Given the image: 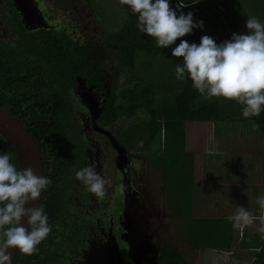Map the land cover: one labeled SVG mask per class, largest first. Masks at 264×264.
Masks as SVG:
<instances>
[{
  "label": "trees",
  "instance_id": "1",
  "mask_svg": "<svg viewBox=\"0 0 264 264\" xmlns=\"http://www.w3.org/2000/svg\"><path fill=\"white\" fill-rule=\"evenodd\" d=\"M72 1H5V21L13 40L0 41V106L16 115L39 144L45 177L51 181L43 190L39 206L52 225L48 236L56 237L75 233L79 225L86 224L84 216L73 211L76 208L84 212L78 203L82 189L76 171L90 166L92 160L100 161L99 173L105 170L100 165H107L103 157L97 159L95 145L88 142V133L84 134L83 115L87 109L90 113L93 108L94 117L98 114L94 122L104 128H115L122 118L132 119L138 113L143 114L142 120L135 119L115 128L117 143L127 149L130 158L154 162L161 179L167 178L170 184H163L164 193L168 189L169 197L185 195V200L192 195V184L200 182L191 179L186 183L177 178L171 182L159 162L168 153L194 151L197 163L202 161L204 151L210 150L207 144H215V133L225 125L223 122H247L264 135V105L260 116L245 118L243 105L238 101L206 98L193 87L187 74L183 80L177 79L176 65H183L184 61L182 57L172 56V49L180 40L199 44L202 36L209 35L219 44L230 39L232 33L247 34V17L255 16L264 22V0H170L172 7L185 3L182 11L193 12L194 21L202 20L204 26L193 29L191 34L178 38L166 48L158 47L155 38L139 31L138 14L128 5L122 27L107 33L100 41L87 39L85 29L79 28L80 23L73 15L68 21L54 18L48 26H36L30 20L31 15L37 21L40 15L51 17V6L72 10L76 4ZM93 1L86 0L95 17ZM109 67L114 74L112 80L107 76ZM93 94L95 105L83 100ZM203 141L206 144L201 145ZM135 151L138 156L131 153ZM0 153L10 154V163L20 169L12 145L1 135ZM127 154L124 157L129 160ZM197 163L192 170L195 176L198 172L203 176V167ZM171 172L176 175L177 167H171ZM182 176L188 180L185 171ZM188 206L184 227L198 254L206 249L233 247L234 234L223 223V219L228 222L227 218L192 216L191 198ZM250 233L243 234L238 245L247 253L251 249L259 250L255 254L256 262L251 264H264L261 234ZM24 257V253L17 251L13 264H21ZM157 260L159 264H198L167 237L161 239Z\"/></svg>",
  "mask_w": 264,
  "mask_h": 264
},
{
  "label": "clouds",
  "instance_id": "2",
  "mask_svg": "<svg viewBox=\"0 0 264 264\" xmlns=\"http://www.w3.org/2000/svg\"><path fill=\"white\" fill-rule=\"evenodd\" d=\"M121 3L138 14L136 27L155 38L158 47L174 45L178 38L204 26L202 20L194 21L193 12L182 11L185 3H177L175 7L170 0H121ZM246 28L247 34L232 33L230 39L219 44L209 35L202 36L199 44L180 40L172 49V56L184 61L183 65H176L177 79L183 80L187 74L193 87L206 98L238 101L243 105L242 115L249 118L260 116L264 105V22L249 16ZM10 159V154L0 153V264H12L13 249L27 255L38 252L37 246L52 231L44 209L39 205L28 206L40 199L50 179L37 175L30 167L18 170ZM75 175L98 198L107 195L108 181L94 166L83 167ZM257 203L264 209V197H258ZM25 217L30 229L22 224ZM228 219L240 230L256 222L243 206ZM257 230L264 239V219Z\"/></svg>",
  "mask_w": 264,
  "mask_h": 264
},
{
  "label": "rangeland",
  "instance_id": "3",
  "mask_svg": "<svg viewBox=\"0 0 264 264\" xmlns=\"http://www.w3.org/2000/svg\"><path fill=\"white\" fill-rule=\"evenodd\" d=\"M70 1L73 2L72 0ZM74 1L76 2L74 5L76 7L74 8L73 6L72 10H68V8L57 9L51 6V17L46 18L45 16L40 15L37 21L36 16L31 15L30 20L36 26H48L52 24L51 20L54 18L57 20L66 21L69 19L70 15H73L75 16L73 19L80 23L79 28L85 29V37L87 39L97 41H100L102 38L104 39L107 33L118 31L124 23L126 17L125 9L127 5L122 4L121 0H94L93 10L96 19L86 0ZM1 16L3 19H0V41H12L13 35L11 34L9 26L6 24V16L3 14H1ZM98 23H101V25L99 26ZM107 76L109 80H112L114 74L111 67H109L107 70ZM83 100L85 102H90L91 105H95L96 95L93 94L92 97L87 95L83 97ZM95 111H97V109H95L94 112ZM83 118L85 128L89 129L92 119L89 117L88 112L87 114L83 115ZM143 118L144 115L141 113H138V115L134 116L132 119L122 118L115 128H119V124L120 126H124L129 122L136 121L135 119L142 120ZM223 123H225V127H229L230 129L225 128L224 130L217 131L216 144H207L210 150L204 151L203 159L198 163H200L201 166L205 168V157L209 156V163L211 158L216 159L217 156L219 160L222 159L223 161H226L223 163V168L229 167L231 162H235L237 166L246 164V162H248L247 165L249 168L255 167L253 165L255 164L257 165L256 168L259 166V169H264L263 133L255 129L253 126H250L251 124L247 122H236L230 124H227L229 122ZM115 128L108 127L107 130L114 133ZM86 133L90 134V130H87ZM203 144L206 143L203 141L201 142V145ZM104 146L106 147L107 145H103V147ZM138 148L139 147H137L136 150H138ZM215 148L216 153L214 154ZM123 149L124 151L122 150V155L123 152L127 154V149ZM131 153L138 156L137 151ZM217 153H221V155ZM127 156L130 158L128 154ZM196 156L197 154L194 151L190 153H183L180 151H177V153L170 152L167 154V157L164 160L159 162L168 178H170L171 182H173L176 178L181 179L186 183L191 182V179H195L196 182L207 181V178L205 177V171H203V177L199 172L195 176V171L192 170L193 165L195 166L197 163ZM127 163L129 166L132 164L131 167L134 165L136 166V168L133 167V169L130 171L134 188L131 193L132 198H129L128 201V212L130 215H132L133 229L131 228L130 231L127 230V233H129L131 236L129 241L134 252V256L136 257L135 261L137 259L138 262L142 264H159L157 260V253L161 245V239L163 237H167L176 243V245L187 254L189 259L197 261L198 264H251L253 261H255V254L257 251H254V249L252 251L251 249L250 253H247L243 247L238 245V243L242 235L245 233H259L257 228L259 226L260 220H262L261 215H264V209H261L255 198L257 196L264 197V185H261L260 181L257 182V187L253 189L250 188L251 195H249L247 198L243 193L235 194V196L238 198H246L247 204H242L239 206L245 207L256 218V222L251 227H247L243 230L234 228L233 223L228 219L229 216L236 213L238 208L236 209L235 207L231 206L233 202L237 201V198L234 196L232 191L226 187V184H221L219 185L220 189H211L210 193L207 192L206 196H202L199 204H202L203 207L201 205L195 206L192 216H217L220 218H227L228 222L226 219V222L223 219V223H225V226L228 230L233 232L234 243L233 247L229 250L206 249L204 253L198 254L196 251L197 249H195L189 241L188 233L185 231L184 227V222H186L187 219L185 211H187V208L189 207L188 205L190 198L191 202H193L194 195L189 196L186 200L185 195L183 198L180 196L177 197L175 195H173V197H169L167 189L165 196L162 188L163 184L165 183V186L170 184L168 183L167 178L164 180L161 179V172L154 162H150L145 158L142 159L141 157L133 156L128 160ZM209 165L210 167L212 166L211 163H209ZM101 166H103L105 170L100 172L101 174L99 172L98 173L106 178L107 181L109 180V184L110 179L106 175V165L102 163L100 167ZM171 167H177L178 173L176 175L172 174ZM259 169L254 172L258 173ZM183 171L188 174V180H186L187 178L184 179V176H182ZM222 172L229 173L230 171L223 169ZM254 172L248 173L253 175ZM221 174V172L215 173L217 178L221 177ZM189 176L191 178H189ZM243 180L244 176L238 179L240 183L243 182ZM110 184L108 185L109 187ZM109 193L110 192L108 191L107 200H109ZM250 198L252 200H250ZM201 207L204 209H201ZM197 209L201 210L196 211ZM262 241H264V239ZM247 254H249L250 257ZM248 258H250V261L247 260Z\"/></svg>",
  "mask_w": 264,
  "mask_h": 264
},
{
  "label": "flooded vegetation",
  "instance_id": "4",
  "mask_svg": "<svg viewBox=\"0 0 264 264\" xmlns=\"http://www.w3.org/2000/svg\"><path fill=\"white\" fill-rule=\"evenodd\" d=\"M5 1L7 0H0V19H3L1 14L5 16L7 14ZM87 112L92 122L84 134L90 130V134H87L88 142L95 145L93 149L97 152L95 156L97 159L103 157L102 159L107 162L106 175L111 183H109L110 187L108 186L109 200L107 195L98 198L81 183L82 190L78 203L82 205L84 212L76 208L73 211L80 217L84 216L86 224L83 227L79 225L75 233L58 237L47 236L46 240L37 246L39 251L32 255L25 254L21 264H84L93 249L107 242L114 248L116 254L121 255L120 258L115 255V261L119 264H142L137 259V262L135 261L136 257L129 241L131 236L127 233V230L133 229L132 215L128 212V201L132 198L131 193L134 188L130 171L136 166L131 167L132 164L129 166L128 159L122 155L114 133L94 122L92 108L90 113L89 109ZM103 145L107 146L103 147ZM92 157L93 153H91ZM95 162L92 160L91 166L98 171L100 161Z\"/></svg>",
  "mask_w": 264,
  "mask_h": 264
},
{
  "label": "water",
  "instance_id": "5",
  "mask_svg": "<svg viewBox=\"0 0 264 264\" xmlns=\"http://www.w3.org/2000/svg\"><path fill=\"white\" fill-rule=\"evenodd\" d=\"M97 116L98 114L95 115L94 118ZM0 135L12 145L19 161L20 169L30 167L37 175L45 176L42 152L34 135L16 115H14L10 110H7L1 106ZM120 148L121 152L122 150L124 151L123 147L120 146ZM123 155L126 156L124 152ZM42 193L40 199L30 203L28 206H38L42 198ZM22 224L26 229L30 228L26 217L22 218ZM10 251H12L13 264L18 249H13ZM115 255H117L118 258L121 257L120 254H116L114 248L111 247L109 242H107L93 249L86 257L84 264H119L117 261H115Z\"/></svg>",
  "mask_w": 264,
  "mask_h": 264
},
{
  "label": "crops",
  "instance_id": "6",
  "mask_svg": "<svg viewBox=\"0 0 264 264\" xmlns=\"http://www.w3.org/2000/svg\"><path fill=\"white\" fill-rule=\"evenodd\" d=\"M225 128H229V127H225V125H223L221 130H224ZM215 134L217 135V132ZM216 142L217 141H216V136H215V144H216ZM215 153H216V148H215L214 154ZM217 154L221 155V153H217ZM208 159H209V156H206L205 162H204L205 168L203 167L207 181H202L200 183L192 184V191L191 192H192V195H194V199L192 202L193 212H194L195 206L201 205L203 207L202 204H199L200 200L202 199V196H206L207 192L210 193L211 189H215V190L220 189L219 185H221V184H226V187L232 191L234 196H235V194L243 193L246 196V198L249 195H251L250 188L253 189V188L257 187V185H256L257 182L260 181L261 185H264V169H261V168L259 169V166H258V168H256L257 165H255V164H253L255 167L249 168L247 165L248 162H246V164H242L239 166H237V164L235 162L234 163L231 162L229 167L223 168V163H225L226 161H223L222 159L219 160L218 157L216 156V159L211 158V160L209 161V163L212 164V166L210 167V165L208 163ZM223 169L230 171V172L229 173L228 172L223 173L222 172ZM257 169H259L258 173L254 172ZM217 172L222 173L221 177H218V178L216 177L215 173H217ZM248 172H254V173L252 175ZM243 176H244V180H243V182L240 183V181H238V179L242 178ZM236 198H237V201H235V202H233V204H231V206L235 207L236 209L239 207V205L247 204L246 198H243V199H241L240 197L239 198L236 197ZM257 198H258V196L255 199L257 200ZM250 200H252V199L250 198ZM212 206H213V203H212ZM202 207H201V209H204ZM208 207H210V206H208ZM201 209H197L196 211L201 210ZM206 210H208V209H206ZM262 214H263V212H262ZM210 217H217V216H210ZM263 217H264V215H261L262 219H264ZM213 250H215V249H213ZM224 257H222V258H224Z\"/></svg>",
  "mask_w": 264,
  "mask_h": 264
}]
</instances>
